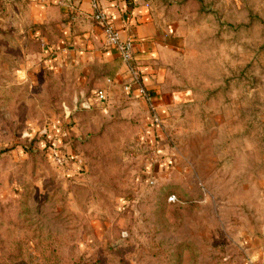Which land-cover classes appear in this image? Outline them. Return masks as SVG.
<instances>
[{
    "label": "rangeland",
    "instance_id": "374dc122",
    "mask_svg": "<svg viewBox=\"0 0 264 264\" xmlns=\"http://www.w3.org/2000/svg\"><path fill=\"white\" fill-rule=\"evenodd\" d=\"M151 1L154 110L0 12V264H264V0Z\"/></svg>",
    "mask_w": 264,
    "mask_h": 264
},
{
    "label": "crops",
    "instance_id": "0c3cea01",
    "mask_svg": "<svg viewBox=\"0 0 264 264\" xmlns=\"http://www.w3.org/2000/svg\"><path fill=\"white\" fill-rule=\"evenodd\" d=\"M98 2L121 36L133 39V64L137 63L141 72L148 68L143 65L145 60L165 55L170 50L166 35L160 32L161 23L155 17L151 0ZM0 12L4 21L18 24L22 20V23L45 26L41 37L48 43L45 53H55L57 58L71 56L84 63L86 60H99L106 68H110L111 73L114 71L119 74L122 70H128L117 51L106 45L101 28L92 19L91 0H0ZM162 29L170 35L174 31V24ZM40 31L36 30L33 34L37 35ZM91 67L94 69V66H86V74ZM142 78L144 83L147 76ZM154 164L145 167L148 176L158 170L160 164Z\"/></svg>",
    "mask_w": 264,
    "mask_h": 264
},
{
    "label": "built area",
    "instance_id": "2783aa9c",
    "mask_svg": "<svg viewBox=\"0 0 264 264\" xmlns=\"http://www.w3.org/2000/svg\"><path fill=\"white\" fill-rule=\"evenodd\" d=\"M92 19L101 28L103 39L107 46L114 48L121 60L126 64L130 74V82L125 84L124 89L133 93L137 97L144 99L154 110L152 98L144 87L140 77L138 76V70L133 64L134 60V41L130 37L123 38L120 31L114 26L113 22L109 19L106 11L101 7L98 0H91ZM104 90H97L98 98L104 97ZM153 120L158 121L157 115L153 114ZM51 159L56 165H63L66 161L65 154H62L56 149H51ZM172 196L171 199H174Z\"/></svg>",
    "mask_w": 264,
    "mask_h": 264
}]
</instances>
